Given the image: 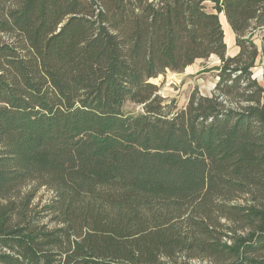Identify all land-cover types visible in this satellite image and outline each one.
Here are the masks:
<instances>
[{"label":"trees","instance_id":"16d2710c","mask_svg":"<svg viewBox=\"0 0 264 264\" xmlns=\"http://www.w3.org/2000/svg\"><path fill=\"white\" fill-rule=\"evenodd\" d=\"M261 28L264 0H0V264H264ZM212 55L180 109L151 82Z\"/></svg>","mask_w":264,"mask_h":264},{"label":"rangeland","instance_id":"374dc122","mask_svg":"<svg viewBox=\"0 0 264 264\" xmlns=\"http://www.w3.org/2000/svg\"><path fill=\"white\" fill-rule=\"evenodd\" d=\"M210 9V3H207ZM264 28L258 29L253 35L254 42L261 41ZM257 44V43H256ZM228 48V47H227ZM228 51V50H227ZM220 60L216 55L210 56L208 59L196 60L194 64L186 68L182 72H172L168 70L165 74H161L151 79V82L159 87L158 94L167 101L174 103L177 108H182L187 104L191 93L198 89L204 95H210L217 81V71L213 69L219 65ZM254 75L262 80L263 64L260 62L253 68ZM126 114H138L143 111L142 105L126 101L123 106ZM53 192L46 187H42L38 193V197L43 201L50 199ZM190 264H210L207 260H192Z\"/></svg>","mask_w":264,"mask_h":264},{"label":"crops","instance_id":"0c3cea01","mask_svg":"<svg viewBox=\"0 0 264 264\" xmlns=\"http://www.w3.org/2000/svg\"><path fill=\"white\" fill-rule=\"evenodd\" d=\"M210 9H212V3H210ZM219 17H220L222 27L224 29L225 42H226V45L228 47L227 53L229 55H235L239 51V48L236 46V35H235L234 31L232 30L231 26L229 25V22L227 20L226 15L224 13H220ZM256 43L258 46H260L261 41L259 40V44H258V42H256ZM190 66H188V67H190Z\"/></svg>","mask_w":264,"mask_h":264},{"label":"water","instance_id":"95a60500","mask_svg":"<svg viewBox=\"0 0 264 264\" xmlns=\"http://www.w3.org/2000/svg\"><path fill=\"white\" fill-rule=\"evenodd\" d=\"M254 77H257V75H254Z\"/></svg>","mask_w":264,"mask_h":264}]
</instances>
